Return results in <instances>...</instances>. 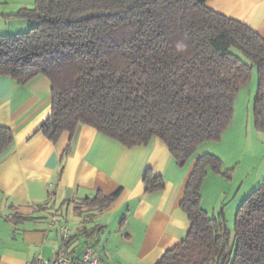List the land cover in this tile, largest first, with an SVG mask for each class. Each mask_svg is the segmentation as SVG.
I'll use <instances>...</instances> for the list:
<instances>
[{
	"label": "trees",
	"instance_id": "16d2710c",
	"mask_svg": "<svg viewBox=\"0 0 264 264\" xmlns=\"http://www.w3.org/2000/svg\"><path fill=\"white\" fill-rule=\"evenodd\" d=\"M12 16L33 25L0 35V75L18 85L50 81L51 109L39 127L49 141L78 124L124 148L156 137L183 167L199 145L221 140L253 69V126L264 134V40L206 0H34ZM12 140L0 126V155ZM208 171H221L209 152L195 159L180 204L189 229L155 264H264V179L239 204L231 233L222 213L201 207ZM142 182L148 193L164 187L149 169ZM117 196L97 193L83 204L101 209Z\"/></svg>",
	"mask_w": 264,
	"mask_h": 264
},
{
	"label": "crops",
	"instance_id": "0c3cea01",
	"mask_svg": "<svg viewBox=\"0 0 264 264\" xmlns=\"http://www.w3.org/2000/svg\"><path fill=\"white\" fill-rule=\"evenodd\" d=\"M30 6V5H29ZM206 6L237 20L264 40V0H206ZM21 8L2 13L0 35L25 32L32 22L15 18ZM0 24V25H2ZM51 109L50 81L38 75L24 85L0 75V126L12 143L0 155V264H32L37 254L56 257L57 226L70 229L68 255L80 258L90 248L104 264H155L185 237L189 222L180 204L195 159L213 153L205 142L178 167L156 137L147 145L124 148L92 127L78 124L49 141L39 127ZM229 129V128H228ZM164 180L162 190L146 192V170ZM210 171L201 186L209 182ZM117 198L107 207L87 208L97 193Z\"/></svg>",
	"mask_w": 264,
	"mask_h": 264
},
{
	"label": "rangeland",
	"instance_id": "374dc122",
	"mask_svg": "<svg viewBox=\"0 0 264 264\" xmlns=\"http://www.w3.org/2000/svg\"><path fill=\"white\" fill-rule=\"evenodd\" d=\"M33 3L34 0H0V16L16 11L19 5L32 7ZM2 26L0 32L4 30ZM256 90L257 74L253 69L248 83L234 100L229 129L218 150L212 153L221 161V171H210L213 177L203 192L202 209L209 216L222 213L231 233L239 204L264 179V134L256 132L253 126Z\"/></svg>",
	"mask_w": 264,
	"mask_h": 264
},
{
	"label": "built area",
	"instance_id": "2783aa9c",
	"mask_svg": "<svg viewBox=\"0 0 264 264\" xmlns=\"http://www.w3.org/2000/svg\"><path fill=\"white\" fill-rule=\"evenodd\" d=\"M57 229L60 238V244L56 257L52 260H47L40 254H37L32 264H104L97 260L90 248H88L82 257L78 259L68 255L66 251V245L70 239V229L66 226L60 225L57 226Z\"/></svg>",
	"mask_w": 264,
	"mask_h": 264
},
{
	"label": "clouds",
	"instance_id": "9594fccd",
	"mask_svg": "<svg viewBox=\"0 0 264 264\" xmlns=\"http://www.w3.org/2000/svg\"><path fill=\"white\" fill-rule=\"evenodd\" d=\"M175 47L178 51H183L186 49L187 45L183 41H178Z\"/></svg>",
	"mask_w": 264,
	"mask_h": 264
}]
</instances>
